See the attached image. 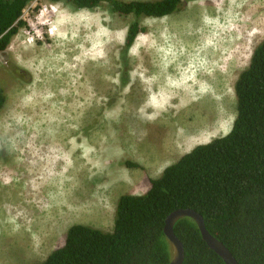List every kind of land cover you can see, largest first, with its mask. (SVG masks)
<instances>
[{"label":"rangeland","instance_id":"374dc122","mask_svg":"<svg viewBox=\"0 0 264 264\" xmlns=\"http://www.w3.org/2000/svg\"><path fill=\"white\" fill-rule=\"evenodd\" d=\"M130 1V0H126ZM0 52V264H33L76 223L114 228L123 194L227 134L264 39V0H191L143 17L33 0ZM190 92V93H189Z\"/></svg>","mask_w":264,"mask_h":264},{"label":"trees","instance_id":"16d2710c","mask_svg":"<svg viewBox=\"0 0 264 264\" xmlns=\"http://www.w3.org/2000/svg\"><path fill=\"white\" fill-rule=\"evenodd\" d=\"M33 0H0V52L20 28ZM73 9L106 6L132 15L124 54L144 31L143 17H165L191 0H51ZM237 115L231 130L199 144L151 179L143 194H123L116 206L114 228L103 230L76 223L63 246L33 264H165L172 246L164 232L168 215L191 208L209 232L221 240L240 264H264V39L235 84ZM6 96L0 87V110ZM174 231L185 246L183 264H226L203 239L191 217L179 219Z\"/></svg>","mask_w":264,"mask_h":264},{"label":"water","instance_id":"95a60500","mask_svg":"<svg viewBox=\"0 0 264 264\" xmlns=\"http://www.w3.org/2000/svg\"><path fill=\"white\" fill-rule=\"evenodd\" d=\"M183 217H191L195 220L207 245L216 253H218L224 259L226 264H240L230 249L221 240L209 232V230L206 228L203 216L191 208L174 210L166 218L164 232L172 246V258L170 262L165 264H183L184 262L185 246L174 231L176 222Z\"/></svg>","mask_w":264,"mask_h":264},{"label":"bare ground","instance_id":"6f19581e","mask_svg":"<svg viewBox=\"0 0 264 264\" xmlns=\"http://www.w3.org/2000/svg\"><path fill=\"white\" fill-rule=\"evenodd\" d=\"M190 93V92H189Z\"/></svg>","mask_w":264,"mask_h":264}]
</instances>
